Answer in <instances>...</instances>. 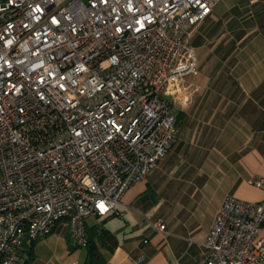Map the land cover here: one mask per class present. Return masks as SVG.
<instances>
[{
    "label": "built area",
    "instance_id": "built-area-1",
    "mask_svg": "<svg viewBox=\"0 0 264 264\" xmlns=\"http://www.w3.org/2000/svg\"><path fill=\"white\" fill-rule=\"evenodd\" d=\"M219 1L0 0V264L61 221L84 246L86 219L165 156L166 85L195 71L193 32ZM262 224L264 199L226 195L191 264H264Z\"/></svg>",
    "mask_w": 264,
    "mask_h": 264
},
{
    "label": "crops",
    "instance_id": "crops-1",
    "mask_svg": "<svg viewBox=\"0 0 264 264\" xmlns=\"http://www.w3.org/2000/svg\"><path fill=\"white\" fill-rule=\"evenodd\" d=\"M197 27L192 44L205 74L176 97L174 143L116 211L86 219L105 231L98 245L109 264H191L226 195L264 199V187L252 184L264 177V0H220ZM258 236L264 240V224ZM26 248L13 264L25 261ZM32 252L29 264H83L86 257L64 221Z\"/></svg>",
    "mask_w": 264,
    "mask_h": 264
},
{
    "label": "trees",
    "instance_id": "trees-1",
    "mask_svg": "<svg viewBox=\"0 0 264 264\" xmlns=\"http://www.w3.org/2000/svg\"><path fill=\"white\" fill-rule=\"evenodd\" d=\"M85 235L86 244L84 247L86 249V257L83 264H109L107 256L98 245V243L104 240L105 231L96 224L88 226L85 222ZM33 243L25 249L26 258L22 264H29L33 259Z\"/></svg>",
    "mask_w": 264,
    "mask_h": 264
},
{
    "label": "rangeland",
    "instance_id": "rangeland-1",
    "mask_svg": "<svg viewBox=\"0 0 264 264\" xmlns=\"http://www.w3.org/2000/svg\"><path fill=\"white\" fill-rule=\"evenodd\" d=\"M196 28H198V27H196ZM193 36H194V32H193L191 41L193 40ZM196 51H197V49H196ZM204 74H205V71H201L199 64L196 63L195 71H193L187 75H184V76H182V77H180L174 81H171L166 85L165 97L169 100L173 112H175L176 114L178 112L176 97L180 94H186L188 92H191V90H189V89L192 86H194V83L197 80H199L200 77ZM207 91H208V89H207ZM43 252L46 253V257L47 256L49 257L52 254V252L50 250H48L47 252H45V251H43ZM63 257H66V253L65 254L62 253V258ZM18 264H19V262H18Z\"/></svg>",
    "mask_w": 264,
    "mask_h": 264
}]
</instances>
